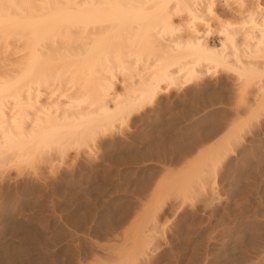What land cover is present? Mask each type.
Returning a JSON list of instances; mask_svg holds the SVG:
<instances>
[{"label":"rangeland","instance_id":"1","mask_svg":"<svg viewBox=\"0 0 264 264\" xmlns=\"http://www.w3.org/2000/svg\"><path fill=\"white\" fill-rule=\"evenodd\" d=\"M201 80L109 129L92 154L1 167L2 264H264V106L237 125L250 113L230 76ZM213 149V174L201 164L195 178Z\"/></svg>","mask_w":264,"mask_h":264},{"label":"bare ground","instance_id":"2","mask_svg":"<svg viewBox=\"0 0 264 264\" xmlns=\"http://www.w3.org/2000/svg\"><path fill=\"white\" fill-rule=\"evenodd\" d=\"M220 73L250 113L236 124L250 125L264 106V0H0V169L92 154L141 109ZM214 152L195 178L214 172Z\"/></svg>","mask_w":264,"mask_h":264}]
</instances>
